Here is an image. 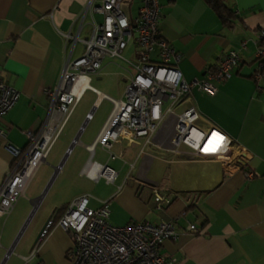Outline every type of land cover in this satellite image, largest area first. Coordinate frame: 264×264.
Segmentation results:
<instances>
[{
	"label": "crops",
	"instance_id": "obj_1",
	"mask_svg": "<svg viewBox=\"0 0 264 264\" xmlns=\"http://www.w3.org/2000/svg\"><path fill=\"white\" fill-rule=\"evenodd\" d=\"M87 1L0 0V81L19 91L0 122L6 130L0 137V184L13 160L6 145L24 149L25 132L37 131L49 120L48 92L55 89L64 63L84 52L81 41L90 35L96 15L85 11ZM223 1L232 12L229 25L202 0H159V33L181 55L177 66L187 82L204 78L228 52H239L235 72L215 83L213 94L193 87L175 109L178 115L191 104L199 113L198 127L223 131L232 140L231 159H194L183 146L174 152L167 126L149 143L121 139L107 149L96 142L112 109L106 102L108 89L99 83L110 75L111 61L103 62L102 72L91 76L90 87L66 119L51 115L62 129L39 166L44 176L35 187L33 176L11 214L0 219V264H68L71 238L57 222L83 194L89 195L92 208L107 204L113 225L172 221L177 236L163 241L160 251L175 264H264V79H253L264 0ZM140 5L131 0L126 6L130 18ZM102 94L107 98L101 99ZM105 104L106 112L101 111ZM94 163L113 170L114 181L93 179ZM244 170L259 175L247 179ZM154 190L165 200L157 202ZM32 214L36 224L23 241ZM189 224L198 232H189Z\"/></svg>",
	"mask_w": 264,
	"mask_h": 264
},
{
	"label": "built area",
	"instance_id": "obj_2",
	"mask_svg": "<svg viewBox=\"0 0 264 264\" xmlns=\"http://www.w3.org/2000/svg\"><path fill=\"white\" fill-rule=\"evenodd\" d=\"M130 2L87 1L85 11L100 16L101 22L91 23L90 35L81 41L84 52L64 63L55 89L48 92L49 120L37 131L25 132L27 145L24 149L6 145L13 160L0 184V219L5 220L24 196L36 170L46 161L60 134L62 123L51 115L60 113L66 119L80 95L90 87L91 76L102 72L106 58H119L126 63L122 77L127 82L123 98L108 97L112 109L96 142L107 149L112 142L121 139L135 142L145 138L149 143L161 126H167L174 152L179 153L183 146L187 150L185 154L196 159H231L232 140L223 131L215 126L198 127L195 123L199 113L191 104L178 115L175 109L193 87L213 94L216 91L214 84L235 72L241 61L239 52H228L204 78L187 82L177 66L181 55L159 33V0H140V8L133 18L128 16L126 9ZM241 48L245 49V44ZM124 52H131L129 58H124ZM254 57L257 67L253 79L259 83L264 79V29L258 32ZM103 97L107 98L102 94L101 99ZM18 98V90L0 81V122ZM5 136L6 130L0 124V137ZM88 149L92 152L91 146ZM244 166L241 162L239 167ZM93 167L98 168L93 179L103 176L107 182L114 181L113 170L97 163ZM258 175L255 171L244 170L247 179ZM154 196L157 202L165 200L157 190H154ZM108 215L107 204L98 208L89 206L88 194L75 198L64 210L57 224L71 238V246L65 254L68 264H175L160 251L163 241L177 236L172 221L129 222L117 226L108 221ZM186 229L191 233L198 232L194 224L187 225ZM35 252L36 248H33L31 254Z\"/></svg>",
	"mask_w": 264,
	"mask_h": 264
},
{
	"label": "rangeland",
	"instance_id": "obj_3",
	"mask_svg": "<svg viewBox=\"0 0 264 264\" xmlns=\"http://www.w3.org/2000/svg\"><path fill=\"white\" fill-rule=\"evenodd\" d=\"M136 9H137V4L135 3V4H133V6H132V12H135L136 11ZM96 22V23H100L101 22V17L100 16H97V15H95L94 17H93V20H91V23L92 22ZM130 54H131V52H124V58H129V56H130ZM109 61H111L110 62V64H108V65H110L109 66V69L107 70V71H110V75H107V76H102V79L100 80V84H102L105 88H107L108 90H107V92H108V95L111 97V98H123V95H124V88H125V86H126V82L127 81H125L124 80V78L122 77V74H125V71H124V68H126L127 67V65H126V63L123 61V60H121V59H119V58H112V59H109V58H106L103 62L105 63V62H109ZM95 79V78H94ZM95 82H97L96 81V79H95ZM98 83V82H97ZM107 101L106 102H108V103H111V100H108V99H106ZM107 109H108V105H103V107H102V110L101 111H104V112H106L107 111ZM197 126H198V122H196L195 123ZM194 159H196V158H194ZM117 162H119L120 163V161H117ZM113 164H114V162H113ZM44 173H45V171H44V169L43 168H40L39 167V169L38 170H36V173H35V175H34V178L32 179V181H31V183H32V185H33V187H35V185H36V182L41 178V177H43L44 176ZM49 189L50 188H48V190H47V192L49 191ZM92 190V188H89V191H91ZM63 193V191L62 192H59V195H61ZM70 192L68 191V194H69ZM72 193V192H71ZM67 194V195H68ZM15 212V210L13 211V213ZM12 213V214H13ZM36 213V212H35ZM30 214V213H29ZM29 216V215H28ZM35 216H36V214H32V216L29 218V220H28V224H27V231H26V233H25V236L23 237V241L26 239V238H28L29 237V235L32 233V231H33V227L35 226V224H36V221L34 220V218H35ZM37 217H38V215H37ZM33 218V219H32ZM30 221V222H29Z\"/></svg>",
	"mask_w": 264,
	"mask_h": 264
},
{
	"label": "trees",
	"instance_id": "obj_4",
	"mask_svg": "<svg viewBox=\"0 0 264 264\" xmlns=\"http://www.w3.org/2000/svg\"><path fill=\"white\" fill-rule=\"evenodd\" d=\"M202 1L209 7L210 10L214 12V14L217 16V18L223 25L230 24L232 18L231 17L232 12L225 5L223 0H202ZM58 211L60 210L58 209Z\"/></svg>",
	"mask_w": 264,
	"mask_h": 264
},
{
	"label": "water",
	"instance_id": "obj_5",
	"mask_svg": "<svg viewBox=\"0 0 264 264\" xmlns=\"http://www.w3.org/2000/svg\"><path fill=\"white\" fill-rule=\"evenodd\" d=\"M70 147H72V146H70ZM69 150H70V148H69ZM69 150H68V152H69ZM62 162H63V160L61 161V163H60V165L62 164ZM60 165H59V167H60ZM42 197V196H41ZM41 197L39 198V200L41 199ZM38 200V201H39ZM11 248H12V246L9 248V251H11Z\"/></svg>",
	"mask_w": 264,
	"mask_h": 264
},
{
	"label": "snow or ice",
	"instance_id": "obj_6",
	"mask_svg": "<svg viewBox=\"0 0 264 264\" xmlns=\"http://www.w3.org/2000/svg\"><path fill=\"white\" fill-rule=\"evenodd\" d=\"M221 140H223V137H220Z\"/></svg>",
	"mask_w": 264,
	"mask_h": 264
}]
</instances>
